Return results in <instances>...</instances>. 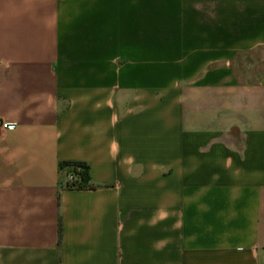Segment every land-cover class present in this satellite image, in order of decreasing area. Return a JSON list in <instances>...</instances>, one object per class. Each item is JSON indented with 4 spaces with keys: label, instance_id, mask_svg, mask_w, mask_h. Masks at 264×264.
I'll return each mask as SVG.
<instances>
[{
    "label": "crops",
    "instance_id": "1",
    "mask_svg": "<svg viewBox=\"0 0 264 264\" xmlns=\"http://www.w3.org/2000/svg\"><path fill=\"white\" fill-rule=\"evenodd\" d=\"M1 122L0 264H264V0H0Z\"/></svg>",
    "mask_w": 264,
    "mask_h": 264
},
{
    "label": "trees",
    "instance_id": "2",
    "mask_svg": "<svg viewBox=\"0 0 264 264\" xmlns=\"http://www.w3.org/2000/svg\"><path fill=\"white\" fill-rule=\"evenodd\" d=\"M76 166L80 167L79 170H75L76 177L72 181H68L66 183L67 188L69 189H83V188H92L93 184L91 183L90 178V168L89 165L85 162H77V161H64L61 164V167L64 168L66 166Z\"/></svg>",
    "mask_w": 264,
    "mask_h": 264
},
{
    "label": "built area",
    "instance_id": "3",
    "mask_svg": "<svg viewBox=\"0 0 264 264\" xmlns=\"http://www.w3.org/2000/svg\"><path fill=\"white\" fill-rule=\"evenodd\" d=\"M0 125L4 129H13L16 126L15 123H11V122H1ZM76 169L79 171L81 170L80 167H76L74 165L73 166H66V167L62 168L63 176H64L63 183L65 186H66V183L68 181H72L76 177V174H75Z\"/></svg>",
    "mask_w": 264,
    "mask_h": 264
}]
</instances>
